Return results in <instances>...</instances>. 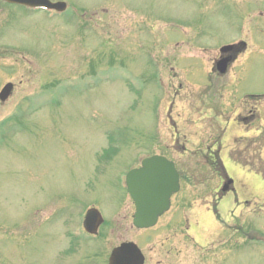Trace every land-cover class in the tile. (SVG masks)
Listing matches in <instances>:
<instances>
[{
	"label": "rangeland",
	"instance_id": "rangeland-1",
	"mask_svg": "<svg viewBox=\"0 0 264 264\" xmlns=\"http://www.w3.org/2000/svg\"><path fill=\"white\" fill-rule=\"evenodd\" d=\"M140 1L81 0L82 3L104 5H93L94 9L81 12L87 20L86 26L82 23L83 17H72L71 12L47 19L42 15L23 16L20 11H9L8 16L3 15L6 12L0 13V88L7 81L14 84L9 98L0 104V222L7 230L0 232V264H50L52 255L49 252L68 243V234L78 229V217L86 203L92 201L106 212H111L118 204H126L120 188V174L130 162L136 163L141 157L140 149H145L142 145L139 149L136 143H141L146 137L144 133L155 138L148 147L149 152L167 153L178 161L184 194L195 193L201 197L208 189L222 183L208 165L209 159L195 160L194 151L187 149L189 143H184L183 135L177 137L176 145L179 150L182 147L181 151L186 148L187 152L182 154L178 150L177 153L171 148L173 129L163 123L162 116L176 89L175 81L179 79L183 84L176 99L177 110L182 115L180 128L190 134V141L197 143V132L204 135V132L217 131L224 125L204 116L200 117L203 124L197 125V132L187 128V112L182 109L184 105L196 102L203 108V104L210 99L211 106H218L222 96L238 104L247 94H264V22L263 17L258 15L259 10H264V0ZM70 2L73 4L77 0ZM138 6L147 10L135 11ZM125 8L133 13L147 14V30L138 23V18L127 15ZM175 11L197 15L195 25L200 23L190 45L178 47L177 54L172 50L175 52L177 47L164 46L169 33L171 39L181 35L172 33L176 29ZM195 35L203 38L196 40ZM237 37L238 40H247V50L238 53L239 58L233 61L226 74L218 75L212 71L211 76L209 65L213 66V60L218 55L214 45L219 47ZM133 39L147 41L148 54L149 46H160L152 49V59L157 62L153 74L146 65L142 71L134 72L139 76L137 79L127 81L122 65L131 66L127 55L133 50L129 48L134 45ZM181 52L186 53L181 55ZM136 58L133 63L139 70L138 55ZM112 59L122 68L117 75H108ZM105 74L113 76L114 82H108V76L106 80L104 76V81L96 84L93 78ZM62 80L67 82L64 86L60 85ZM158 80L164 86L161 89L156 85ZM93 81L96 85L85 87L86 90L69 89L70 86ZM131 83L137 90H131ZM170 84H173L171 93ZM41 100H50L52 106L47 105L49 108L36 111L34 117H30L28 107ZM152 113L154 120L149 117ZM19 116L24 122L29 120L26 122L28 127L25 124V130L15 134L19 126L15 119ZM191 117L192 122L199 118L197 114ZM7 118L8 121H5ZM156 119L161 123H156ZM113 135H123L129 142L116 144L118 155L108 165L107 174L104 169L106 175L96 177L92 156L100 152L106 137ZM234 137L230 138L231 142ZM5 139L8 142L5 143ZM244 148L241 157L234 156L239 158H234L236 168L231 164L225 165L227 173L236 176L237 181L234 191L228 192L218 202V218L208 207L211 203L209 198L192 203V208L186 206L176 215L179 195L173 199L167 218H162H165L164 223L172 221L173 226L180 227L187 237L190 232L197 235L203 233L204 239L225 243L213 250H204L209 253L203 261L207 264H264V239L252 241L253 233H264V199L262 205L256 201L259 195H250L256 191L255 184L261 183L262 190L258 193H263L261 197L264 198V179H261L264 178V157L256 164L262 177L257 179L248 173L244 178L243 173L240 175L237 170L239 162L250 163L246 159L253 155L254 150L252 146ZM124 156L127 157L122 161ZM119 160L120 164L111 166ZM85 181L90 185L86 186ZM41 205L42 214L47 217L32 220L30 213L33 207ZM71 207L75 208L66 215ZM125 212L127 205L120 214ZM120 222L123 220L120 219ZM120 222L116 223L117 229L107 237L105 244L118 241L116 236L125 238L127 234L128 237L136 236L134 240L143 249L152 243V235H137L134 231L127 233L120 227ZM169 222L165 230L170 228ZM233 227H241L239 233L233 231ZM91 244L89 241L85 248L93 249L95 246ZM177 246L182 252L177 254L180 258L189 256L190 252L193 254L192 249L189 252L185 245ZM76 251L71 256L70 252L67 253L61 264H69L70 257L71 264H77L82 249ZM158 257L161 264L181 262L179 257L175 261V256ZM147 264L153 262L149 260Z\"/></svg>",
	"mask_w": 264,
	"mask_h": 264
},
{
	"label": "water",
	"instance_id": "water-1",
	"mask_svg": "<svg viewBox=\"0 0 264 264\" xmlns=\"http://www.w3.org/2000/svg\"><path fill=\"white\" fill-rule=\"evenodd\" d=\"M226 60L219 63V67L223 70ZM10 86L7 85L3 91L2 96L7 95ZM143 167L134 170L128 174L129 191L133 195L136 203H141L142 206L139 210H142L141 223L151 224L155 221L156 215L160 214L163 209L167 207V196L171 190L176 189L177 176L171 165H167L163 160H159L158 157H152L142 162ZM167 166L166 168L162 165ZM162 170L164 177L161 180L156 178L159 171ZM152 171L148 180L147 177ZM145 176L144 180H140ZM139 206V204H138ZM123 253L119 252L118 255ZM126 264H133L132 262H126ZM141 264V263H139Z\"/></svg>",
	"mask_w": 264,
	"mask_h": 264
}]
</instances>
